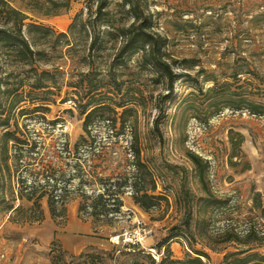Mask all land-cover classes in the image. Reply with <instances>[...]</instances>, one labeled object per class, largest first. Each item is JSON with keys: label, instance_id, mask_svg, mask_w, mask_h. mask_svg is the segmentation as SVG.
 Segmentation results:
<instances>
[{"label": "rangeland", "instance_id": "1", "mask_svg": "<svg viewBox=\"0 0 264 264\" xmlns=\"http://www.w3.org/2000/svg\"><path fill=\"white\" fill-rule=\"evenodd\" d=\"M134 2L140 20L146 17L150 29L164 37L166 56L175 69L187 74L176 80L173 90L165 76L140 64V51L129 52L124 59L117 57L123 44L118 28L135 19L130 4L123 0H109L106 14L96 12V0H0V26L21 27L38 51L35 60H20L14 46L0 41V190L5 197L0 202V264H134L137 255L145 264H151L152 259L144 253L156 249L183 219L184 191L191 189L197 206L205 201L200 196L207 194L191 153L207 161V185L222 200L210 201L203 235L194 217L193 246L209 251L211 264H221L227 252L247 247L248 228L255 229L253 235H264V213L254 206L256 191L263 194L264 203V116L228 106L212 113L218 108L214 106L216 98L198 89L200 84H212L214 77L233 80L234 43L264 50V0ZM259 56L256 59L263 73L264 63L259 58L264 57ZM112 70L124 79L123 92L114 98H120L124 91L135 98V103H130L135 110L126 115L129 122L136 120L144 154L159 174L155 192L167 199L146 211L135 204L127 189L122 212L96 224L91 216L79 215V197L69 198L63 216L57 219L51 216L44 197L43 220L14 219L15 212L9 204H31L26 199L13 198L18 188L17 163L31 161L38 169L52 161L68 177L72 158L60 149L66 140L72 148L84 133V115L67 97V91L73 88L72 80L83 78L84 72L93 71L91 76L104 83ZM38 81L43 86L38 87ZM19 84L18 91L26 99L14 103L16 96L8 88ZM65 98L68 99L64 101ZM92 126L97 142L106 150L99 168L105 166L109 174L123 170L130 155V131L109 137L107 120L96 119ZM7 130L30 143L36 142L39 153L25 150L16 163L14 140L5 134ZM231 130L244 135L239 155H234L238 148L234 149ZM138 227L149 231L138 247L131 249L126 243L113 242V236ZM233 230L234 241L225 242L224 237ZM189 240L186 235L170 240L176 257L185 256ZM166 244L158 252L160 259ZM253 245L264 252V244Z\"/></svg>", "mask_w": 264, "mask_h": 264}, {"label": "trees", "instance_id": "2", "mask_svg": "<svg viewBox=\"0 0 264 264\" xmlns=\"http://www.w3.org/2000/svg\"><path fill=\"white\" fill-rule=\"evenodd\" d=\"M96 1V12L106 14L107 10L105 8L109 0ZM123 1L130 4L135 19L128 25L118 28L123 44L116 54L117 57L124 59L127 53L140 51V64L152 67L159 74L165 76L170 89L173 90L176 80L187 74L178 72L175 69L173 63L166 56L164 37L150 29V23L146 17H142V20H140L141 16L135 8L134 0ZM13 11L16 12L17 10L13 9ZM248 37L250 36H245L246 39ZM0 41H5L14 46L20 60L29 57L35 60L34 55L38 51L36 52L33 48L21 27L13 29L0 26ZM231 51L234 53V71L231 74L233 80H221L214 77L212 78L213 83L209 86L200 84L198 86L199 91L204 94H213L212 97L216 98L214 106L218 108L213 110L212 113H218V110L228 106L234 110H247L251 114L264 116V72L262 73L261 66L256 59V55H263L264 57V50L258 51L252 45L245 44L244 46L241 42H236ZM1 57L0 55V70ZM259 59L264 63V58ZM42 72L45 73L47 70ZM91 74H93V71H87L83 73V78L72 80L73 88L67 91V97L69 96L75 101L80 113L84 115V133L75 141L72 148H70L69 141L66 140L60 149V152L64 153L66 157L72 158L71 172L68 177H66L65 170L52 161L45 162L38 169L32 166L33 162L31 161L26 163L19 161L17 163L18 160H21L25 150L39 153V150H37L38 144L36 142L30 143L29 140L16 136L13 131L7 130L5 132L14 140L15 161L18 164L16 171L19 172L17 173L18 188L13 198L31 201L28 206L9 204V209L15 212L14 219L21 222L43 220L44 208L41 200L44 197L47 198L51 216L56 219L63 216L69 198L79 197V215L81 217L91 216L96 224L110 221L122 212L123 195L127 189L130 190L135 204L146 211L161 204L162 199H167L164 194L155 192L158 187L159 174L152 165L149 156L144 154L142 135L136 120L133 119L132 122H129L130 118L126 115L135 110L133 105L130 104L135 103L132 100L135 98L126 94L127 91H124L120 98H114L116 93L123 92L122 83L124 79L120 78L115 70L108 72V80L104 83L95 80ZM85 79H87V82L84 81ZM36 85L38 87L43 86L39 81ZM232 85H234V88ZM20 86L19 84L15 88H8L16 96L13 99L14 103L26 99L18 91ZM50 91L55 92L52 89ZM105 97L108 100H102ZM67 99L65 98L64 101ZM219 100L223 104H218L220 103ZM36 107H46L48 109V106L43 105ZM119 118L121 123L118 125ZM96 119L107 120L110 130L107 136L109 137L120 135L127 130L130 131L131 139L128 145L130 155L127 157V166L123 170L118 172L115 170L113 174H109L106 172L105 166L99 168L106 150L102 147L103 144L97 142L98 135L93 131L92 123ZM231 134L234 149L235 147L238 148V152H234V155H239L242 152L240 147L244 141V135L234 130H231ZM99 144L100 147H98ZM6 151H8L7 146ZM189 156L195 163L200 181L206 191L207 195L200 196L205 201L197 206L191 189L187 188L184 191L186 198L183 219L171 228L172 233L166 239L156 245L157 251L160 252L164 242L167 243L162 258L158 261L151 252L144 253L146 257L152 259L151 264H211L209 251L195 247L192 244V241L196 239L192 222L194 217H197L196 227H198L200 235H203L208 224L205 213H207L210 201L222 200L216 197L207 185L205 177L207 161L196 153H191ZM29 163L31 166H29ZM7 167H9L8 162ZM29 176H32V178L30 179ZM176 197L179 198V196ZM4 199L5 197L2 196L0 190V202ZM254 206L264 213L263 194L260 191H256L254 194ZM230 233L226 232L228 235L224 237V241L227 243L234 241V230ZM253 233H255V229L248 228L247 236L249 240L246 241L247 247L227 252L221 264H264V252L255 250L253 245L264 244V235L259 237L257 234L253 235ZM182 235L190 237V240L189 250L186 251L183 258H180L174 255L170 240ZM210 247L218 249L215 246L210 245ZM139 250L145 251L143 248H139ZM134 264L145 263L137 255Z\"/></svg>", "mask_w": 264, "mask_h": 264}, {"label": "built area", "instance_id": "3", "mask_svg": "<svg viewBox=\"0 0 264 264\" xmlns=\"http://www.w3.org/2000/svg\"><path fill=\"white\" fill-rule=\"evenodd\" d=\"M149 231H147L146 228L144 227H138L135 230H128L125 231L121 234L113 236L112 240L115 244H120V243H126L129 245V247L135 248L138 247L142 239L144 238L145 235H147ZM152 250H149V252L152 253V255L159 260L160 255L155 248H151Z\"/></svg>", "mask_w": 264, "mask_h": 264}]
</instances>
